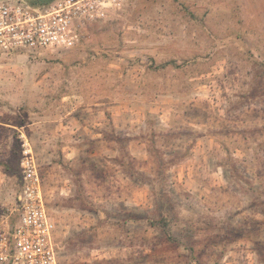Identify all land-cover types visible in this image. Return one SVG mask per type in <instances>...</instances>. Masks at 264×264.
Segmentation results:
<instances>
[{
	"label": "rangeland",
	"instance_id": "rangeland-1",
	"mask_svg": "<svg viewBox=\"0 0 264 264\" xmlns=\"http://www.w3.org/2000/svg\"><path fill=\"white\" fill-rule=\"evenodd\" d=\"M86 36L0 53L10 200L25 134L61 264H264V0H128Z\"/></svg>",
	"mask_w": 264,
	"mask_h": 264
},
{
	"label": "built area",
	"instance_id": "built-area-1",
	"mask_svg": "<svg viewBox=\"0 0 264 264\" xmlns=\"http://www.w3.org/2000/svg\"><path fill=\"white\" fill-rule=\"evenodd\" d=\"M0 0V53L72 49L128 0ZM13 200L0 178V264H61L34 149L21 134Z\"/></svg>",
	"mask_w": 264,
	"mask_h": 264
},
{
	"label": "trees",
	"instance_id": "trees-1",
	"mask_svg": "<svg viewBox=\"0 0 264 264\" xmlns=\"http://www.w3.org/2000/svg\"><path fill=\"white\" fill-rule=\"evenodd\" d=\"M53 0H46V1H43L44 3H49ZM254 59V58H253ZM254 61L259 64L262 68V73L264 74V62L263 61H260V60H257V59H254ZM169 64H172V65H177L175 61H171L169 62ZM164 67V66H162ZM186 156H183L181 158H174V162H180L182 159H184ZM174 216L170 213H167V212H162V214L155 218V219H152L150 220V225L155 228V229H159L165 236L166 238V241L171 243V244H175V243H179L181 242L180 240H178L174 235H173V232H172V223L174 222ZM190 251L191 253H193L194 249L193 248H190Z\"/></svg>",
	"mask_w": 264,
	"mask_h": 264
}]
</instances>
